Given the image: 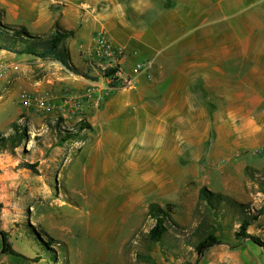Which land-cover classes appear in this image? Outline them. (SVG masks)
<instances>
[{
  "label": "crops",
  "instance_id": "crops-1",
  "mask_svg": "<svg viewBox=\"0 0 264 264\" xmlns=\"http://www.w3.org/2000/svg\"><path fill=\"white\" fill-rule=\"evenodd\" d=\"M0 9L32 34L73 31L71 61L91 76L108 62L91 51L97 37L123 49L117 65L135 86L108 91L102 77H78L97 87L89 99L70 95L88 128L50 158L51 180L82 205L97 198L88 213L99 216L100 243L128 229L117 241L126 244L150 203L197 198L203 186L244 197V168L264 166V0H0Z\"/></svg>",
  "mask_w": 264,
  "mask_h": 264
},
{
  "label": "rangeland",
  "instance_id": "rangeland-1",
  "mask_svg": "<svg viewBox=\"0 0 264 264\" xmlns=\"http://www.w3.org/2000/svg\"><path fill=\"white\" fill-rule=\"evenodd\" d=\"M91 64L94 63L91 61ZM98 72L97 76H90L103 78V71L99 69ZM89 86L96 85L85 84L50 59L40 60L0 50V137L12 134L13 124L26 131V139L13 153H0V264H258L257 257L264 263V249L248 238L238 239L234 233L227 234L228 243H219L202 256L182 244L179 250L163 255L158 246L144 237L154 225L146 213L139 226L131 229L126 244L117 241L124 238L128 229H112L108 241L100 243L96 237L99 216L88 213L90 204L98 206L97 198L89 197L87 205H82V198L71 196L62 179L49 178L52 148L59 146L51 126L61 121V128L76 134L68 140L74 142L82 131L80 125L86 122L83 115L78 121L68 114V96L72 92H84ZM61 152L65 153L60 149L54 156L61 158ZM249 153L256 154L257 150ZM22 160L35 164L37 173L20 168ZM258 160L261 158L253 159L254 162ZM258 170L263 171L264 166ZM244 190L245 195L239 201L254 210L255 218L246 233L264 242V215L259 210L264 196L257 193V186L250 181ZM196 200L195 196H185L179 202L160 204L173 206L172 219L185 228V236L199 219L200 214L193 213ZM69 208H74L73 212ZM35 217H41L39 222L36 223ZM65 224H68V232ZM27 225L45 235L46 241L50 238L55 243L48 241L47 246L38 245L33 230ZM1 234L18 255L2 253Z\"/></svg>",
  "mask_w": 264,
  "mask_h": 264
},
{
  "label": "trees",
  "instance_id": "trees-1",
  "mask_svg": "<svg viewBox=\"0 0 264 264\" xmlns=\"http://www.w3.org/2000/svg\"><path fill=\"white\" fill-rule=\"evenodd\" d=\"M3 11L0 9V50L7 51L17 55H28L40 60H52L58 63L66 72L75 76L97 81L91 77L88 72L77 68L71 61L67 42L73 37V31L65 30L54 24L52 31L47 35H37L29 33L24 27L6 24L2 20ZM113 70L108 69L102 74L108 76ZM61 122V121H60ZM58 125L51 126V130L58 137L56 145H63L66 141L76 136L72 131L61 128ZM83 126V127H82ZM88 128V124L80 125L79 129ZM13 133L0 137V153H13L20 146L22 141L26 139V131L11 125ZM20 168L37 173L35 164L26 162L20 163ZM244 175L247 181L257 186V193L264 196V170H258L251 166L244 168ZM172 205L165 204L161 206L158 203H150L147 208L146 217L154 221V225L144 236L145 239L158 246L163 255L172 250H179L180 244L186 247H192L198 256L209 248L219 244L228 243L227 237L229 233H234L238 239L248 238L254 244L264 249V242L258 238L250 236L246 233L255 221L252 215L253 209L247 203H241L234 198L229 197L220 192H214L203 186L200 188L197 201L193 209L194 215H198L197 225L185 236V228L178 225L172 219ZM202 208V212H200ZM260 214L264 215V202L260 206ZM258 210V211H259ZM202 213V214H201ZM33 230L35 241L38 245H49V242L55 243L53 239H45L34 228L27 225ZM218 233V234H217ZM1 251L10 255H18L13 251L6 242L3 234H1Z\"/></svg>",
  "mask_w": 264,
  "mask_h": 264
},
{
  "label": "built area",
  "instance_id": "built-area-1",
  "mask_svg": "<svg viewBox=\"0 0 264 264\" xmlns=\"http://www.w3.org/2000/svg\"><path fill=\"white\" fill-rule=\"evenodd\" d=\"M91 51L99 58L108 59L107 64L102 68L103 72L108 69L113 70V73L108 76H105L103 74V79L106 84V90L115 91L119 89L133 88L135 86V78L124 74V72L117 65L119 58L123 56L122 48L112 47L103 36H99L96 38L94 47H92ZM149 67L150 64L147 62L143 64H136L134 67V72L138 73L142 70L149 69ZM96 91V86H89L84 92V94L89 99L91 98V95ZM67 103H69L68 114L73 117H77L78 121H81L83 112L81 110L80 104L77 103L74 97L72 96H68Z\"/></svg>",
  "mask_w": 264,
  "mask_h": 264
}]
</instances>
